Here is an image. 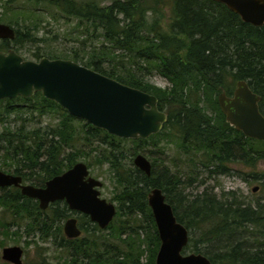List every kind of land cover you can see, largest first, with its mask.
Masks as SVG:
<instances>
[{
  "label": "trees",
  "instance_id": "trees-1",
  "mask_svg": "<svg viewBox=\"0 0 264 264\" xmlns=\"http://www.w3.org/2000/svg\"><path fill=\"white\" fill-rule=\"evenodd\" d=\"M152 1L113 0L102 6L75 0H0L3 23L17 32L5 44L24 48L39 42L33 33L44 22L39 8H56L59 15L54 14V20L75 24L68 37L78 33L72 39L76 47H38L33 52L37 61L45 57L72 60L155 95L159 109L169 117L164 129L148 139H121L71 116L41 93L5 99L0 101V124L15 116L20 125L0 132V164L36 187L97 151V164L109 165L112 182L120 190L115 198L116 217L105 230L93 225L91 236L67 240L55 233L61 246L70 251L67 257L59 256L56 264H156L161 241L148 204V194L155 188L164 192L178 221L189 230L186 249L192 247L212 264H264V204L247 203L236 193L217 196L207 190L190 199L183 196L182 188L194 184L197 177L187 183L181 179L187 172L198 176L194 170L202 167L211 175H227L232 167L255 170L264 162V141L248 138L230 126L219 106L221 93L232 96L237 83L247 81L263 97L260 109L264 114V26L245 23L213 0H157L149 5ZM166 8L171 18L167 30L161 21L163 16L166 19ZM155 74L170 86L151 85L146 79ZM229 80L236 84L233 92L227 87ZM45 117L54 118L55 123L44 127ZM149 142L159 148L161 144L175 146L180 156L177 173L152 163V174L147 176L134 166L133 159L143 154ZM185 163L190 164L187 171ZM0 190L4 191L0 207L26 222L28 235L40 234L45 240L65 217L60 207L43 211L38 201L18 188ZM18 226L16 235L22 230ZM12 227L0 221V236L7 237ZM196 233L198 240L191 238ZM4 240H0L1 247ZM38 257L34 264H51L43 253Z\"/></svg>",
  "mask_w": 264,
  "mask_h": 264
},
{
  "label": "water",
  "instance_id": "water-1",
  "mask_svg": "<svg viewBox=\"0 0 264 264\" xmlns=\"http://www.w3.org/2000/svg\"><path fill=\"white\" fill-rule=\"evenodd\" d=\"M225 5L245 22L264 26V0H213ZM16 30L0 23V40H14ZM41 93L54 101L71 116L84 120L119 138L148 139L161 132L168 123V114L159 109L155 95L124 85L90 68L67 59L42 58L26 60L15 50L0 52V101L31 98ZM261 95L250 88L247 81H239L232 96L219 95V106L227 123L246 137L264 141V114ZM135 165L150 175L152 165L143 155ZM84 163L77 164L62 176L47 182L45 187L23 184L19 176L0 170V188L15 187L21 193L39 202L46 210L50 203L66 199L71 208L80 211L106 229L114 220L117 209L113 203L100 197L95 187L100 181L88 178ZM254 191H257L255 188ZM161 245L156 264H212L203 254H184L190 243L189 230L178 221L164 192L155 188L148 198ZM75 222L68 223L66 235L80 238ZM2 258L10 264H23L24 250L20 246L6 247Z\"/></svg>",
  "mask_w": 264,
  "mask_h": 264
},
{
  "label": "rangeland",
  "instance_id": "rangeland-1",
  "mask_svg": "<svg viewBox=\"0 0 264 264\" xmlns=\"http://www.w3.org/2000/svg\"><path fill=\"white\" fill-rule=\"evenodd\" d=\"M17 1H26V0H17ZM78 3H86V2H96L97 4H100L102 6L110 5L113 0H75ZM157 0H153L152 3L149 5L156 4ZM45 10H44V9ZM164 13L166 15L165 18H161L163 22V27L165 30L168 29L169 22L171 20L170 18V10L168 8L164 9ZM39 16L41 19H43V23L39 27L38 31H34V35L37 39L40 41L34 44H31L29 46H26L24 48L19 49L16 48L15 45H13V49H18L16 51L18 54H20L22 57H24L26 60L30 61H37L33 57V52L39 47L42 50L45 49L48 46L52 47H59V49H70L75 46L72 39H75V36L78 35V33H73V37H68V33H72L73 29L75 28V24L68 22L66 19H60V20H54L53 15H59V13L56 11V8L52 7H43L39 8ZM3 9L0 7V23H3ZM152 15V14H151ZM153 17V15H152ZM15 29V28H14ZM16 30V29H15ZM56 35H59V38L57 40H54V37ZM43 39V40H42ZM42 40V41H41ZM0 46L2 47V41H0ZM76 47V46H75ZM151 85H154L161 89H166L170 86L169 82L164 79L163 77L155 74L153 76H150L146 79ZM227 87L230 88V91H234L236 84H234L231 80L227 82ZM229 88H226V92H228ZM263 110H264V103H263ZM17 119L15 116H11L7 121L0 124V132H2L5 128L11 127L14 129L16 125H20V122H16ZM55 123V119L52 117H45L43 119V126L46 127L49 124ZM148 144V145H147ZM144 145V150H141L142 153L148 157V159L157 165L158 169H164L165 167H169L172 173H177V164L180 166L179 162V155L177 153V150L174 145H167L164 144L160 145L159 147H155L152 142L147 143ZM129 148H132L133 146H130L128 144ZM167 148L166 154H164V149ZM133 149V148H132ZM100 152L97 151L94 154V157H86V158H80L79 161L86 162L85 160L94 162V165L91 167V175L99 179L103 182V187L101 189L102 198H105L109 201L114 202V204L118 208V202L116 201L117 193L120 192V190H117L118 186H115V182L113 184L112 182V174L110 173L109 165L105 164L103 166H100L97 164L95 157ZM162 153V154H161ZM125 163H128V166L130 165V160L128 159L125 161ZM182 164V163H181ZM190 164L185 163L183 170L187 171ZM181 168V167H179ZM233 170L230 174L227 175H211L208 169H204L203 167L200 169H195L194 172L198 175H189L188 172L183 176L181 174V179L184 182H188L191 178L197 177V181L192 185H185L186 188L183 189V196L189 197L190 199L195 198L196 195H200L205 190L208 192L213 191L214 194L217 196H221L222 193H236V196L240 197L242 200H244L247 203H257L260 202L264 204V162L259 163L257 168L250 169V168H243L242 166H235L232 167ZM182 169V168H181ZM0 170L9 174H13V170H10L8 168H4L0 164ZM192 174V173H190ZM259 177V180L255 179ZM25 184L34 185L37 184L32 181H25ZM117 187V188H116ZM257 189V191H254V189ZM4 195V191L0 190V196ZM179 211H182L179 209ZM66 220V219H65ZM64 220V221H65ZM86 222L87 220L84 219ZM0 221L7 222V224L15 225V227H12L11 233L4 237L3 235L0 236V240H4L5 245L1 247L0 242V264H6L5 261H3L2 258V251L5 247L9 246H20L24 249L25 255H24V264H34L38 261V254L43 253L49 262L51 264L59 263V256L67 257L69 255V250L65 247L61 246V239L59 238V234L55 233H62L63 234V222L64 221H58L54 225L55 229H53L54 234L53 236L42 240L40 234L32 233V235H28L25 231L26 229V222H23V220H20L19 217H16L14 214H12L9 211H5L3 208L0 207ZM22 226V230H20V234L14 233L19 230V226ZM1 229V228H0ZM5 231H3L4 233ZM94 233L93 224H89V231L86 233L84 232L81 236L87 237L91 236ZM64 236V234H63ZM191 238H194L195 240L199 239L198 233L191 235ZM184 254H199L196 253L192 247L186 249L184 251Z\"/></svg>",
  "mask_w": 264,
  "mask_h": 264
},
{
  "label": "flooded vegetation",
  "instance_id": "flooded-vegetation-1",
  "mask_svg": "<svg viewBox=\"0 0 264 264\" xmlns=\"http://www.w3.org/2000/svg\"><path fill=\"white\" fill-rule=\"evenodd\" d=\"M0 41H2V47L0 46V52H5V53H8L10 50H15V49H13V44H5V43H7L6 41H8V40H0ZM16 51V50H15ZM260 105H262V103L260 104ZM121 139H125V138H121ZM132 140H136V139H132ZM139 155H143L144 157H146L147 159H148V157L145 155V154H139ZM139 155H137L134 159H133V164H134V166L136 167V168H138L136 165H135V159L139 156ZM149 160V159H148ZM150 161V160H149ZM79 163H84V164H86V166H87V168H88V170H89V176L88 177H86L85 178V180H87L88 178H94L92 175H91V167H92V165L90 166L89 165V162L88 161H86V162H82V161H77L72 167H70L69 169H67L66 171H64L62 174H60V175H57V176H55V177H58V176H62V175H64L65 173H67V172H69L70 170H72L77 164H79ZM150 163H151V165H152V162L150 161ZM139 169V168H138ZM140 170V169H139ZM143 172V171H142ZM145 173V172H144ZM146 174V173H145ZM151 174H152V170H151V173H150V175H147V176H151ZM13 175V174H12ZM15 176H19V177H21L22 179H23V177L22 176H20V175H15ZM55 177H53V178H51V179H49V180H47L45 183H44V186L43 187H45V185L47 184V182H49V181H51L52 179H54ZM94 179H96V178H94ZM97 181H100L101 183H102V186H99V187H95V189H97L98 191H100V193H101V189H102V187H103V182L101 181V180H99V179H96ZM23 184H25V180L23 179ZM27 185H29V184H27ZM34 186V185H33ZM153 190V189H152ZM151 190V191H152ZM151 191H150V193H151ZM150 193L148 194V198H149V195H150ZM100 197L102 198V193H101V195H100ZM103 199H105V198H103ZM105 200H107V199H105ZM109 203H113L114 204V202H112V201H109V200H107ZM117 201V200H116ZM149 204V203H148ZM115 205V204H114ZM40 206V205H39ZM58 207H60V208H62V210L63 211H66V214H65V217H63V219L61 220V221H64L65 219V221L63 222L64 224H63V226H62V229H63V234H64V236L66 237V239L67 240H75V239H78V238H74V239H70V238H68V236L66 235V232H67V227H68V223L70 222V221H74L75 222V227H76V229L77 230H79L82 234L84 233V232H88L89 231V224L90 223H87L84 219H86L85 217H87V218H89L90 219V216H88V215H86V214H84V213H82V212H80V211H77V210H74V209H72L71 208V206H70V204L68 203V201L66 200V199H64V200H57V201H55V202H52V203H50V205L48 206V208L46 209V210H43V211H47V210H50V211H53V210H55V209H57ZM115 207H116V209H118L117 208V206L115 205ZM90 221H91V224H93V225H98L97 223H95V222H93L91 219H90ZM98 227L100 228V226L98 225ZM103 230H105V229H103ZM82 234H81V236H82ZM80 236V237H81ZM9 247H11V246H9ZM6 248V247H5ZM24 250V249H23ZM24 255H25V252H24ZM4 261V260H3ZM6 264H10V263H7L6 262ZM23 264H24V259H23Z\"/></svg>",
  "mask_w": 264,
  "mask_h": 264
}]
</instances>
